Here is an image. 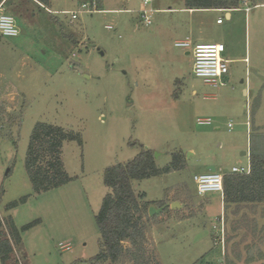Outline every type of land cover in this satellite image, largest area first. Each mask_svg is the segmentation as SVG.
I'll return each mask as SVG.
<instances>
[{
  "label": "rangeland",
  "instance_id": "374dc122",
  "mask_svg": "<svg viewBox=\"0 0 264 264\" xmlns=\"http://www.w3.org/2000/svg\"><path fill=\"white\" fill-rule=\"evenodd\" d=\"M87 1L52 0L47 10L31 0L0 5V15L13 16L20 32L0 35V76L6 77L0 87V216H11L19 228L40 221L22 233L16 258L21 264H93L100 251L96 216L110 193L105 173L144 148L160 169L175 154L185 161L178 171L133 182L151 207L169 195L183 206L172 215L145 217L147 264H155L153 257L160 264H264V203L224 211L220 193L200 196L194 182L211 166L228 175L233 167H248L252 154L264 159V38L259 44L256 37L257 28L264 31V7L254 8L264 0H252L250 23L247 13H233V31L224 13L180 11L184 0H152L150 26L141 17L144 0H100L99 12H82L73 22L69 14L48 11H79ZM170 8L176 11H165ZM219 17L223 26L216 24ZM202 20L204 39L191 40L222 43L231 60L217 86L197 78L189 50L176 47ZM207 119L210 125L198 124ZM38 123L83 139L82 146L66 142L62 150L73 180L41 194L25 168ZM23 197L26 203L6 209ZM132 259L125 253L97 264H135Z\"/></svg>",
  "mask_w": 264,
  "mask_h": 264
},
{
  "label": "trees",
  "instance_id": "16d2710c",
  "mask_svg": "<svg viewBox=\"0 0 264 264\" xmlns=\"http://www.w3.org/2000/svg\"><path fill=\"white\" fill-rule=\"evenodd\" d=\"M49 9L51 0H36ZM11 0H0L1 6H7ZM189 10L239 9L240 0H185ZM99 6L101 1L98 0ZM76 44L75 40H72ZM66 142L83 145L82 136L67 131L59 126L38 123L30 139L25 168L36 194L49 192L70 183L73 178L65 171L62 160L63 147ZM251 173L249 175L228 174L224 177V204L264 203V159L259 155L250 156ZM185 166L183 157L175 154L168 167H157L154 153L142 149V152L126 164H118L108 169L104 183L110 189L105 197L96 222L100 231V251L91 260L93 264L111 261L117 262L128 253L135 264H147L144 258L147 225L144 219L149 215L153 203L145 200V195H137L133 182L159 177ZM28 197L14 201L6 206L7 210L24 204ZM1 202V201H0ZM165 203L160 202L159 206ZM40 221L32 222L21 228L17 227L11 216H0V261L1 264H21L15 256V249L22 244V233L36 226ZM124 243L131 244L126 248ZM78 261L76 264H80ZM149 264L151 260L147 261ZM155 264H160L153 257Z\"/></svg>",
  "mask_w": 264,
  "mask_h": 264
},
{
  "label": "built area",
  "instance_id": "2783aa9c",
  "mask_svg": "<svg viewBox=\"0 0 264 264\" xmlns=\"http://www.w3.org/2000/svg\"><path fill=\"white\" fill-rule=\"evenodd\" d=\"M152 3V0H144V6L141 10V17L146 26L152 24V9L148 10L147 6ZM98 0H88L81 5L79 11H69L66 14L70 15L71 21L79 18L82 12L96 13L99 12ZM223 18L218 19L217 23L222 24ZM112 29V27H109ZM20 34L16 21L13 16L3 13L0 15V35L2 37H17ZM176 47L189 50L190 55L193 56V72L197 78L203 79L208 85L217 86L219 80L229 74L230 61L225 58L227 47L222 43H194L190 39L179 41ZM212 121L199 120L198 124L201 126L210 125ZM232 128V125H229ZM232 174L249 175L251 173V161L248 167H234ZM224 177L225 174L219 172H211L208 174H201L194 176V182L197 186V192L200 196H205L210 193H224ZM221 227L224 229L223 219H220ZM217 230L218 226H214ZM221 240V239H220ZM69 249V248H67Z\"/></svg>",
  "mask_w": 264,
  "mask_h": 264
},
{
  "label": "crops",
  "instance_id": "0c3cea01",
  "mask_svg": "<svg viewBox=\"0 0 264 264\" xmlns=\"http://www.w3.org/2000/svg\"><path fill=\"white\" fill-rule=\"evenodd\" d=\"M32 2H34L36 5H38V6H41V7H43V5L41 4V3H39L38 1H36V0H31ZM241 1V6H240V8L239 9H211V10H189V9H187V7H186V2H185V0H184V8H182V9H180V11H185V12H188L189 14H195V13H206V12H210V11H212V12H216V13H224V14H226V18L229 20V21H233L232 22V26H233V29H232V31L234 30V26L236 25V23L238 22V18L234 21L233 19V16H232V14L233 13H241V12H245V13H247L246 14V20H247V22H249L250 23V21H251V16H249V13L251 12V9L252 8H250V6H251V3H252V0H240ZM51 5H52V0H51ZM2 7V6H1ZM260 7H264V3H262V4H256V5H254V8H260ZM50 9V8H49ZM47 10V9H46ZM163 10H165V9H163ZM49 11V13H52V14H54V15H57L59 12H60V14H65V15H68V14H66V12H69L68 10H63V11H51V10H48ZM165 11H176L175 9H167V10H165ZM218 19H220V17L218 18ZM218 19H217V21H218ZM217 21H216V24L218 25V26H223L224 24H225V22H223L222 24H218L217 23ZM263 21V20H262ZM259 22V21H258ZM259 24V23H258ZM264 25V24H263ZM204 26H205V23H204V21L202 20V21H199L198 23H197V25H196V28H194L193 27V29H191V33H190V35L189 36H187L186 37V39H195V40H202V39H204V37H203V29H204ZM262 29V28H261ZM261 29H259V28H257V30H256V37H258V40H260L261 42H258L259 44H262L263 42H262V39L264 38V31H262ZM229 33H230V30H229ZM260 37V38H259ZM185 39V40H186ZM192 41V40H191ZM261 48H262V45L260 46ZM188 55H190V53L188 52L187 53ZM231 61V60H230ZM75 69H77V68H75ZM6 78V77H4V76H0V87H1V84H2V81L4 80V79ZM10 89L12 90V87H10ZM209 165V164H208ZM216 168V172H218L217 171V167H215ZM234 168V167H233ZM208 170H209V168H208ZM146 199V198H145ZM169 199V200H168ZM167 200H166V202L165 201H163V200H158V201H155V202H161V201H163V203L165 202V204H164V206H158V205H153V207H155V208H157V209H159V208H161V207H166L165 209H164V211H162L160 214H163V215H166L169 211L171 212V215L173 214L172 212H174V210H178L179 208H177V209H172V207H171V205L172 204H174V203H176V202H178L179 203V201L178 200H174L173 199V197H172V195H169V198H168ZM220 201H221V206H222V209L225 211V208H226V206H225V204H224V195L223 194H221L220 193ZM153 202V201H152ZM151 202V203H152ZM180 204V203H179ZM181 205V204H180ZM152 206V205H151ZM183 207V206H182ZM181 207V208H182ZM225 213V212H224ZM182 221H185V219H183V220H180L179 222L181 223ZM212 240H213V238H212ZM15 255H17V256H19L18 255V252H17V249H15Z\"/></svg>",
  "mask_w": 264,
  "mask_h": 264
},
{
  "label": "water",
  "instance_id": "95a60500",
  "mask_svg": "<svg viewBox=\"0 0 264 264\" xmlns=\"http://www.w3.org/2000/svg\"><path fill=\"white\" fill-rule=\"evenodd\" d=\"M93 47L95 48V46H93ZM243 155H246V153H243ZM156 157H158V155H156ZM209 171L216 172V168L211 166V167H209ZM171 207H172V209H177V208L180 209L181 208V205L178 202H176V203L172 204ZM165 208L166 207H161V208L157 209L155 207H151L149 209V215L151 217H153L155 215H159L162 211H164Z\"/></svg>",
  "mask_w": 264,
  "mask_h": 264
}]
</instances>
